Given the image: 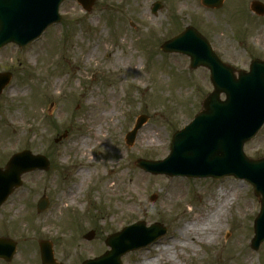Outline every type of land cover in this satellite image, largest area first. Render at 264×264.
<instances>
[{
    "label": "rangeland",
    "instance_id": "374dc122",
    "mask_svg": "<svg viewBox=\"0 0 264 264\" xmlns=\"http://www.w3.org/2000/svg\"><path fill=\"white\" fill-rule=\"evenodd\" d=\"M252 1L264 4L225 0L210 9L202 0H95L86 11L78 0H64L59 24L26 47L0 51V74L11 75L0 94V168L23 150L50 162L47 172L24 175L0 208V238L17 247L11 262L0 264H42L41 241L52 244L58 263L82 264L109 249L110 234L140 221L167 232L123 264H264V242L251 248L260 203L249 182L170 178L136 164L165 159L172 136L212 91L207 69L192 70L188 57L161 45L191 26L224 62L248 70L253 59L264 60V16L250 10ZM156 2L162 9L154 14ZM141 116L147 121L129 146L126 135ZM244 151L264 157V127ZM89 160L94 165L87 167ZM74 184H82L74 199L60 202ZM44 196L49 209L38 213ZM131 198L145 201L146 215H123ZM187 224L204 230L186 242L192 249L163 253L183 243L173 236Z\"/></svg>",
    "mask_w": 264,
    "mask_h": 264
},
{
    "label": "water",
    "instance_id": "95a60500",
    "mask_svg": "<svg viewBox=\"0 0 264 264\" xmlns=\"http://www.w3.org/2000/svg\"><path fill=\"white\" fill-rule=\"evenodd\" d=\"M64 0H0V49L9 43L20 47L38 39L47 27L59 23V7ZM224 0H202L209 8H220ZM90 10L95 0H79ZM162 8L155 3L154 13ZM251 9L264 16V4L254 1ZM162 50L181 53L191 59V68L206 67L211 73L213 92L203 102V109L183 130L177 132L171 144L170 155L162 161L138 160L137 165L153 175L192 178L235 177L246 180L254 188L261 205L255 220V236L251 242L257 251L264 242V158L250 159L244 146L253 139L264 125V61L251 62L250 72L238 71L224 64L214 53L209 42L192 27L165 42ZM10 74L0 75V94L10 82ZM226 100H221V95ZM147 117L138 119L134 130L127 135L132 145ZM49 161L34 156L29 151L16 154L6 169H0V207L11 193L22 185L23 174L35 170H48ZM48 207L47 199L38 204V211ZM165 233L160 225L146 228L138 223L121 233L111 235L107 245L111 247L103 256L83 264H122L121 258L130 251L154 242ZM93 237V233L87 236ZM15 245L0 239V257L10 260ZM43 264H57L49 243H41Z\"/></svg>",
    "mask_w": 264,
    "mask_h": 264
},
{
    "label": "bare ground",
    "instance_id": "6f19581e",
    "mask_svg": "<svg viewBox=\"0 0 264 264\" xmlns=\"http://www.w3.org/2000/svg\"><path fill=\"white\" fill-rule=\"evenodd\" d=\"M109 97H110V100H112L113 94L109 93ZM93 114H94L93 112H89L88 117H92ZM100 118H101L100 115L96 117V119H100ZM150 134H152V131H150ZM81 149H85L86 152H88L89 143H88L87 139L82 140ZM82 158L85 159V156L83 155ZM85 165L87 167L94 165V160L86 161ZM83 168H85V167H82V169H78L77 173H79L81 170H83ZM86 174H89V171H87ZM81 186H82V184L80 185V187L76 186L74 184L72 186L67 187L66 190L63 192L62 199L60 200V202H63L65 200H73L74 197L76 196V192L80 191ZM222 195H223V193H222ZM124 208H125L124 209L125 211L123 212L124 213L123 215L124 216L128 215L129 218H132L137 214L146 215L147 206L145 204V201L141 200V199H136V198L127 199L126 205L124 206ZM54 218H56V216ZM120 221H121V219H119V222ZM126 221L127 220H124V222H126ZM195 232H200L201 234H204V230L195 229V225L187 224V226L183 229V232L181 235H178V237L173 236V237L178 238V240H183V243L176 244V246L174 245L173 247H166L163 250V253H171V252H173L172 249H174L176 251H183V250L192 249V247L186 242L189 240H192L195 242L197 240V238L195 237ZM145 264H155V261H149V262H146Z\"/></svg>",
    "mask_w": 264,
    "mask_h": 264
}]
</instances>
